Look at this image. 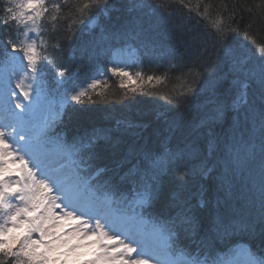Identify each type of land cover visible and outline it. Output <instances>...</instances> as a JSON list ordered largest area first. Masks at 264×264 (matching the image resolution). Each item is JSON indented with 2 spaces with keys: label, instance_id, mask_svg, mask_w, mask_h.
I'll list each match as a JSON object with an SVG mask.
<instances>
[{
  "label": "snow or ice",
  "instance_id": "obj_1",
  "mask_svg": "<svg viewBox=\"0 0 264 264\" xmlns=\"http://www.w3.org/2000/svg\"><path fill=\"white\" fill-rule=\"evenodd\" d=\"M178 2L210 27L197 33L184 20L173 22L167 0H128V12L136 15L118 29L103 21L109 0H85L75 9L78 26L63 15L69 0H7L0 12V264H62L61 255L84 247L96 250L86 264H264V255L241 242L254 238L257 224L264 241V40L258 55H249L237 36L257 39L251 23L234 26L235 7L223 5L227 17L213 19L211 5L201 12L200 0L195 9ZM144 9L159 12L179 41V47L160 46V59L180 73L171 92L159 88L167 73L137 71L133 81L126 70L125 57L139 52L135 42L148 39V21L139 15ZM259 15L264 29V3ZM93 20L99 36L93 30L82 46L109 56L106 72L119 78L122 98L156 89L152 94L166 101L156 117L166 126L163 139L114 153L110 175L97 164L94 148L101 141L116 147L123 134L148 125L118 119L113 128L71 140L59 131L66 108L96 103L94 96L109 99L105 74L80 83L86 68L58 38L62 23L68 32L83 33ZM201 89L207 103L197 118L198 135L192 137L189 125L187 137L177 136ZM176 173V187L166 190V178ZM189 175L210 181L200 183V207L215 191L217 211L208 227L184 194Z\"/></svg>",
  "mask_w": 264,
  "mask_h": 264
},
{
  "label": "trees",
  "instance_id": "obj_2",
  "mask_svg": "<svg viewBox=\"0 0 264 264\" xmlns=\"http://www.w3.org/2000/svg\"><path fill=\"white\" fill-rule=\"evenodd\" d=\"M7 0H0V12L6 5ZM49 3L54 0H48ZM85 0H69V4L65 7L63 15H71L77 20V26L79 21V13L75 11L77 7L82 5ZM146 4H154L159 0H141ZM191 4V7L195 9L197 0H185V3ZM168 12L171 13L173 22L177 20H184L187 27L192 29L194 32H201L207 30L210 27L208 20H205L201 16H197L195 11L189 13L188 8L181 5L178 0H167ZM264 3V0H200V11L203 12L205 5H211L209 8L210 16L215 19L217 14L227 17L228 13L222 9L223 5H227L229 11L235 7V25L241 28H247L251 23V32L255 34L257 44H253L251 40H246L243 33L241 32L237 39L245 43L249 49V55L256 52L257 46L260 41L264 40V29L260 27V6ZM110 9L106 16L103 17L104 24L113 29H118L127 20L131 19L136 13L128 12V0H109ZM251 8L250 13L248 9ZM93 11H96L93 9ZM141 18L148 21L146 28L148 29V39L141 43L140 40L135 42V46L139 49L138 54L131 58L132 64L129 67L130 74L135 81V73L137 71L142 72L145 77L147 75H158L162 76L165 73L168 74V81L166 84L160 85L159 88L162 92H171L172 89L176 88L178 81L176 77L180 75L179 72H170L166 59H160V46L168 47L175 45L179 47V41L175 39L168 30V25L163 21L159 12L153 13L151 9H144L139 13ZM88 13H85V19ZM190 17V18H189ZM254 17L255 22L253 23ZM58 38L65 46V51L72 50L73 55L76 58L78 64L86 68V71L94 73L97 70H103L106 72V67H111L108 63L109 56L105 55L102 51L85 49L83 48V41L90 40L92 38L91 33L94 30L95 35L99 36V29L94 24L93 28L83 33L79 32L76 27L73 28L72 32H68L66 23H62ZM4 36L3 32H0V39ZM47 38V37H46ZM143 39V38H142ZM120 45L118 42H113ZM147 44V47H145ZM155 45V48L153 47ZM91 50L90 54L85 52ZM212 71L211 68L208 70ZM81 72V73H83ZM80 73V74H81ZM79 82L86 84L90 82L91 78L87 76H79ZM102 79H106L108 83L107 94L109 99L100 102L98 98L93 97L97 100L96 103L85 102L81 105H73L72 108H66L63 115V128H88L98 127L101 129H110L115 126L116 120H131L137 123L148 125L146 128L132 129L127 133L123 134V142L113 147L111 144L101 141L95 148L94 151L98 154L99 159L97 164L104 166L108 169V174H111V169L114 167L113 154L119 155L125 152L129 146L134 143H145L149 142L155 147L166 134L165 125L162 120H157V115L164 109L161 105H166V101L160 98L158 95L152 94L156 89H148L145 93H137L136 95H129L126 99L123 97V90L119 88V78L112 76V74H106ZM129 87L135 86L133 82H129ZM228 85L225 83L224 87ZM201 91V99L196 100L188 109L187 114L184 118L185 127L176 133L177 136L184 135L185 137L189 134V125L191 126V135L195 138L198 132L195 130L198 115L204 110V105L207 103L206 98L203 95V89ZM170 107V105L168 106ZM169 115H172L171 113ZM161 133V134H158ZM178 173L170 175L165 180L166 190H171L176 187ZM103 179V177L101 178ZM187 183L184 188V194L189 199L191 206L196 210L197 215L203 218L206 222H210L212 217L217 211L216 205V194L213 190L209 195L204 197L207 201L205 208L200 207L201 193L198 191L200 183L205 185L209 184L210 181H195L191 175L187 178ZM243 200V194L240 197ZM259 225V224H258ZM205 227H208L207 223ZM259 239V238H258ZM257 246H263L264 241L255 240ZM11 264V261L8 262Z\"/></svg>",
  "mask_w": 264,
  "mask_h": 264
},
{
  "label": "bare ground",
  "instance_id": "obj_3",
  "mask_svg": "<svg viewBox=\"0 0 264 264\" xmlns=\"http://www.w3.org/2000/svg\"><path fill=\"white\" fill-rule=\"evenodd\" d=\"M86 133H83L81 136H84ZM207 225L209 226V224H210V222L207 220ZM260 245H264L263 243L262 244H260ZM261 247H263V246H261Z\"/></svg>",
  "mask_w": 264,
  "mask_h": 264
},
{
  "label": "rangeland",
  "instance_id": "obj_4",
  "mask_svg": "<svg viewBox=\"0 0 264 264\" xmlns=\"http://www.w3.org/2000/svg\"><path fill=\"white\" fill-rule=\"evenodd\" d=\"M133 81H134V79H133ZM88 249H89V250H91V249H92V247H88Z\"/></svg>",
  "mask_w": 264,
  "mask_h": 264
}]
</instances>
